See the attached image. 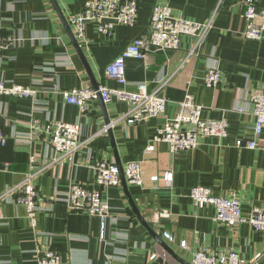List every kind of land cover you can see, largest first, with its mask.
I'll use <instances>...</instances> for the list:
<instances>
[{
    "label": "crops",
    "instance_id": "crops-1",
    "mask_svg": "<svg viewBox=\"0 0 264 264\" xmlns=\"http://www.w3.org/2000/svg\"><path fill=\"white\" fill-rule=\"evenodd\" d=\"M57 2L68 21L85 0ZM257 2L264 8V0ZM155 3L170 6L174 16L187 20L203 22L213 16L212 28L195 55L187 56L194 38L183 35L178 49L150 50L145 58H126L127 83L119 85L106 76V66L146 30ZM243 12L241 0H141L133 26L113 23L110 38L100 33L99 22L92 20L86 23L87 41L79 42L98 85L134 92L137 84L144 82L152 91L167 79L161 93L167 100L163 116L137 124L121 121L112 131L122 166L142 161L143 185H127L145 220L190 264L194 252L201 249L235 250L248 264H264L263 231L247 223L228 226L217 222L212 206L197 208L189 198L190 188L201 185L218 196L236 191L243 213L264 206V150L236 146L238 140L264 141V131L255 138L249 100L251 91L264 93V40L244 37ZM0 34L23 38L18 47L0 49V82L37 89V102L0 94V128L6 135L5 144L0 143V193L22 179L30 154L37 165L48 163L34 180L39 195L36 228L29 225L22 204L11 198L0 203V264H40L38 251L46 248L60 254L58 264H185L164 252L139 222L121 183L102 192L111 213L103 238L97 216L68 208L64 198L72 183L90 186L97 160L116 165L117 161L108 134L96 135L104 125L99 100L91 101L82 113L78 106L66 103L60 92L93 85L50 0H0ZM209 67L221 72L220 83L212 88L203 83ZM187 93L203 106L204 118H225L227 135L202 136L197 148L175 152H170L166 143H156L152 152L145 153L164 118L176 113L178 102ZM105 107L111 120L128 109L115 97ZM32 117L79 121L80 138L89 140L72 159L62 157L44 135H29ZM164 172L173 174L169 184L162 180ZM153 175L160 177L158 182L149 179ZM162 210L168 214L159 215ZM164 231L174 240L164 238ZM181 241L186 242V248ZM152 254H156L154 259H150Z\"/></svg>",
    "mask_w": 264,
    "mask_h": 264
},
{
    "label": "built area",
    "instance_id": "built-area-1",
    "mask_svg": "<svg viewBox=\"0 0 264 264\" xmlns=\"http://www.w3.org/2000/svg\"><path fill=\"white\" fill-rule=\"evenodd\" d=\"M141 0H85L82 9L70 14L68 23L78 42H86V23L92 20L99 22L100 33L113 37V23L102 22L103 19H113L117 23L133 26L138 18ZM244 6L243 18L245 20L244 37L252 40H264V8L258 5L257 0H241ZM211 16L208 20L197 22L173 15L172 8L165 4L155 3L151 10L149 25L146 30L134 37L126 48L116 56L105 69L107 77L116 81L119 85H125V60L128 57L145 58L150 50H174L179 48L180 37L189 35L194 38V44L187 50V56L195 55L203 44L206 35L212 28ZM23 43V38L15 34H0V49L18 47ZM221 81V72L216 67H209L203 76V83L207 87H215ZM167 79L150 91L146 83L137 84L134 92L125 89H112L104 85L94 87L70 88L60 90L66 103L79 107L80 112L85 113L91 101L101 97L104 103L113 97L128 105L127 111L108 124L103 125L96 133H107L108 128H113L118 122L126 121L128 124L144 122L152 117H160L165 114L167 100L161 94ZM37 89L34 86L20 84L6 85L0 82V94H12L18 97L32 98L37 102ZM249 100L254 115L253 132L258 138L264 131V93L254 90L249 93ZM242 107L239 105L238 110ZM203 106L195 103L192 95L186 94L184 99L177 104V111L171 117H165L152 137L150 144L145 148V153L152 152L156 143H166L170 152L197 148L199 138L202 136L222 138L227 135L228 124L225 118L208 119L202 116ZM31 137L44 135L48 144L55 153L62 157L72 159L74 155L85 145L89 139L80 138L81 124L65 121H41L32 117L30 122ZM6 135L0 128V143L5 144ZM236 146L246 148H261L264 150V141L259 143L256 139L249 141H236ZM48 166L47 162L36 164L33 154L28 156L27 170L22 174V179L15 185L6 188L0 193V203L11 198L16 203L25 207L26 216L31 228H36L38 212V189L34 183L35 178ZM93 184L87 186L80 182L70 185L64 198L69 209L83 210L85 213L97 216L100 219V237L104 232L108 218L111 216L110 205L103 197L104 189L120 185V170L115 163L108 164L104 160H97L94 164ZM123 173L128 184L143 185L142 161L132 160L123 166ZM162 180L169 184L172 180V172H164ZM153 182H158V175L150 176ZM189 198L197 208L212 206L215 210L214 219L228 226L247 223L254 230L264 232V206H255L248 213L241 210V201L236 191L229 192L226 196L214 195L205 186L196 185L190 188ZM167 210H162L159 215H167ZM1 215V212H0ZM1 217V216H0ZM164 238L173 241V236L163 232ZM180 245L186 248V242ZM40 251V250H39ZM38 251L40 264H58L60 254L54 248H46ZM261 256L254 258V262ZM152 254L150 259H154ZM256 259V260H255ZM237 251L208 252L198 250L194 252L191 264H248Z\"/></svg>",
    "mask_w": 264,
    "mask_h": 264
},
{
    "label": "water",
    "instance_id": "water-1",
    "mask_svg": "<svg viewBox=\"0 0 264 264\" xmlns=\"http://www.w3.org/2000/svg\"><path fill=\"white\" fill-rule=\"evenodd\" d=\"M52 6L54 7L72 45L74 46L78 56L80 57L84 67H85V70L90 78V81H91V84L93 85L94 88H97L98 87V83L96 82L95 78H94V75L92 73V70L90 68V65L84 55V52L82 50V47L80 45V43L78 42V40L76 39L72 29H71V26L70 24L68 23L66 17L64 16L57 0H50ZM102 22H110V23H116V20H113V19H103ZM99 102H100V105H101V111L103 113V116H104V125L108 124L111 119L109 118V116L107 115V112H106V107H105V103L102 101L101 97L98 98ZM107 134L110 138V142H111V146L113 148V152H114V155H115V158H116V161H117V165L119 167V170H120V183L121 185L123 186V189H124V192L126 194V197L129 201V204L132 208V211L134 212V214L136 215L137 219L139 220V222L150 232V234L152 236H154V238L157 240L159 246L161 247V249L166 252L168 255H170L172 258H174L175 260L177 261H180L182 263H185V264H190L189 262H185L183 260V258H181L179 256L178 253H176L160 236H158L155 231L153 230V224L151 222H148L145 220L143 214L141 213L140 209L138 208L137 204H136V201L135 199L133 198V196L130 194L129 192V189H128V185H127V181L125 179V176H124V173H123V166L122 164L119 162L118 160V154H117V151H116V144H115V139H114V134H113V131H112V128H108L107 129Z\"/></svg>",
    "mask_w": 264,
    "mask_h": 264
}]
</instances>
